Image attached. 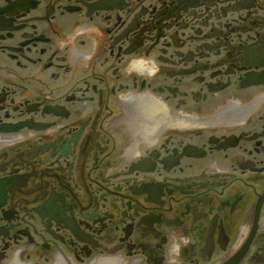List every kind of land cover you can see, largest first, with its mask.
I'll return each instance as SVG.
<instances>
[{
  "label": "flooded vegetation",
  "instance_id": "1",
  "mask_svg": "<svg viewBox=\"0 0 264 264\" xmlns=\"http://www.w3.org/2000/svg\"><path fill=\"white\" fill-rule=\"evenodd\" d=\"M0 264H264V0H0Z\"/></svg>",
  "mask_w": 264,
  "mask_h": 264
}]
</instances>
